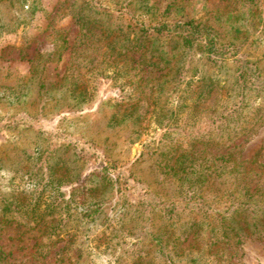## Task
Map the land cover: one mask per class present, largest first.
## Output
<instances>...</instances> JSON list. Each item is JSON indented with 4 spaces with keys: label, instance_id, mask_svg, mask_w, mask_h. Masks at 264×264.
<instances>
[{
    "label": "trees",
    "instance_id": "16d2710c",
    "mask_svg": "<svg viewBox=\"0 0 264 264\" xmlns=\"http://www.w3.org/2000/svg\"><path fill=\"white\" fill-rule=\"evenodd\" d=\"M175 1L160 7L156 0H76L63 15L80 26V35L69 43L76 64L57 82H41L36 91L35 75L16 88L7 86L14 100L35 92L41 110L51 105L54 110H69L94 99L99 79L123 82L133 87V93L118 102L107 126L127 129L129 142H134L147 102L151 122L165 129L155 141V166L162 173L163 188L171 183L173 192L150 191L133 204L112 195L120 188L121 172L116 173L117 164L106 158L109 149L104 150L100 167L84 176L81 142L64 139L51 145L56 134L42 132L23 172L39 186L36 200L23 206L25 220L44 224L49 244L63 233L69 235L68 250L75 264L89 258V246L85 247L89 235L83 229L91 230L95 224L101 225L95 241L105 246L114 264H216L212 253L216 245L264 241L261 149L244 158V150L235 143L264 129V53L253 56L248 51L252 46L264 51V2L220 1L211 23L210 18L183 14L170 21L185 8ZM35 8L33 3L30 9ZM115 13L126 23L117 24ZM13 16L7 25L0 18V26L9 32L22 23L19 15ZM63 44L68 47V41ZM205 59L210 73L199 66V60L208 64ZM146 69L149 75L143 77ZM125 103L127 108H122ZM189 125H205L206 130H190L187 136L183 130ZM42 157L48 165L43 163L34 172L35 161ZM72 184V189L65 187ZM44 198L49 204L42 212ZM11 204H5L9 212L2 219H17ZM71 221L77 226L74 231ZM190 238L191 244L184 246Z\"/></svg>",
    "mask_w": 264,
    "mask_h": 264
},
{
    "label": "rangeland",
    "instance_id": "374dc122",
    "mask_svg": "<svg viewBox=\"0 0 264 264\" xmlns=\"http://www.w3.org/2000/svg\"><path fill=\"white\" fill-rule=\"evenodd\" d=\"M75 1L25 0L26 4L22 7L21 3H14L13 0H0V18L6 25L14 14L19 15L22 21L13 32L0 26V250L3 253L0 264H75L74 257L68 250L71 244L69 235L63 233L59 238H55V243L49 244L46 242V226L33 225L30 222L27 224L25 220L27 214L23 206H26L29 200H36L39 186L28 176H24L23 172L29 168L27 158L34 154L44 131L56 134L51 137L54 140L50 142L51 145L64 139L81 142L84 176L100 167V158L106 154L104 150L109 149L106 158L117 164L119 171L116 173L121 172L120 188L116 189L117 192H112V195H117L116 199L119 201L133 204L150 191H160L163 194L173 192L171 183L167 185V189L163 188L165 185L161 184L162 173L155 166V141L165 129L159 128L153 120L151 122L152 107L144 102V120L139 129L140 135L134 142H129L127 129L107 126L118 102L132 95V86L99 79L96 81V88L94 86V99L80 108L69 110L64 107L54 110L52 105L47 110H41L39 97L35 92L22 100H14L11 94L14 92L7 88L23 85L35 75L32 87L36 91V86L41 82H57L67 68L76 64L75 57L71 56L69 43H73L80 35V26L73 17L63 16ZM156 1L160 7L167 4V0ZM220 1L224 0H176L175 5L185 8L181 14L175 12L169 20L173 21L183 14V17L210 18L209 22L213 23L216 6ZM226 2L229 5L233 0ZM33 3L36 8L30 9ZM115 14L114 21L117 24L126 23L123 15ZM65 40L68 41L66 48L63 46ZM248 51L253 56H261L264 53L258 46H252ZM203 63L204 60H199L200 68L210 73L211 64ZM142 75L147 77L148 69L143 71ZM216 93L214 90L211 100L216 97ZM126 104L122 108H127ZM198 129L204 131L206 127L189 125L183 133L188 136L190 130ZM172 140L175 139L170 141ZM235 143L240 144V148L244 150V158L253 157L261 149L258 160L264 162V129L252 138H241ZM212 150L216 153V149ZM64 154L67 157L70 151ZM53 160L54 158L51 161ZM43 163H49L45 157L37 159L33 171L36 172ZM18 169H22V172H17ZM65 187L72 189L74 185ZM8 202H12L11 207L16 210V220H9V216L1 218L4 212H9L5 210V204ZM48 204L49 198H44L40 205L42 212H45ZM22 212L25 214L22 215ZM69 224L77 227L73 221ZM94 226L91 230L86 226L83 229L89 235L84 236L89 240L86 241L85 247L89 246L90 256L82 264H114L109 260L105 246L95 241V233L101 225ZM75 227L71 231H74ZM191 242L190 238L184 246ZM212 253H215L213 257L216 264H264V241L252 238L238 245L219 244L213 247Z\"/></svg>",
    "mask_w": 264,
    "mask_h": 264
}]
</instances>
